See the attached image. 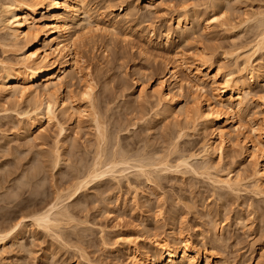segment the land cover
Segmentation results:
<instances>
[{
	"label": "rangeland",
	"instance_id": "obj_1",
	"mask_svg": "<svg viewBox=\"0 0 264 264\" xmlns=\"http://www.w3.org/2000/svg\"><path fill=\"white\" fill-rule=\"evenodd\" d=\"M6 1L0 0V5ZM86 2L98 27H104L102 18L110 11L119 14L121 4L132 12L127 23L115 30L91 32L86 36L89 39L76 45L80 73H73L63 91L64 95L72 93L81 108L89 109L81 92L86 82L90 84V107L103 123L105 141L99 142L90 118L77 113L75 123L58 116L64 128L61 133L55 122L42 121L31 130L30 120L21 113H30L32 103L0 95V234L18 222L25 227L18 240L0 243V264H133L127 246L119 239L133 241L140 252H149L154 240L166 239L171 244L173 238L187 240L197 251L196 264H264V197L256 194L250 178L244 179L252 164L234 145L223 149L220 160L210 154L213 169L208 173L199 169L204 163L200 158L190 160L191 167L151 174L150 181L131 169L91 181L66 199L67 188L92 162L98 144L104 162L108 155L118 157L113 152L124 151L128 156L154 152L157 158L167 155L168 165L173 167L178 156L197 154L202 142L211 141L212 128L185 125L181 118L162 110L154 90L165 74L164 62L175 65L179 59L194 63L204 58L209 72L236 75L232 55L251 51L260 32L255 20L264 18V0ZM195 16L200 20L192 24ZM37 18L42 21L48 15ZM206 19H211L208 28ZM185 29L189 33L181 36ZM254 59L258 72L264 50L255 53ZM19 60L17 46L0 31V62L15 64ZM262 75L247 97L250 118L258 122L264 121ZM178 77L192 84L182 71ZM163 88L177 93L166 78ZM212 89L205 85L202 97L210 98ZM190 93L182 85L178 100L183 106H191ZM28 117L35 118L31 113ZM178 127H184L185 136L172 150L169 137ZM56 150L61 159L53 166ZM227 172L229 178L238 175L242 179L234 191L214 182ZM59 191L62 206L71 217H60L53 230L36 227L31 218L52 203Z\"/></svg>",
	"mask_w": 264,
	"mask_h": 264
},
{
	"label": "bare ground",
	"instance_id": "obj_2",
	"mask_svg": "<svg viewBox=\"0 0 264 264\" xmlns=\"http://www.w3.org/2000/svg\"><path fill=\"white\" fill-rule=\"evenodd\" d=\"M4 3L0 5V31H5L12 46H17L20 60L15 64L0 62L1 97L11 98L17 102L27 100L32 103L30 106L33 109L30 113L34 115V119L28 117L29 110L21 113L22 117L25 116L30 120L31 130L39 128L41 125L38 124L42 121L47 124L55 122L61 133L64 128L61 127L58 116L75 123L76 118L73 116L77 113L90 118L99 140L100 138L102 140L99 142H103L104 132L101 127L103 123H100L101 120H98V115L96 116L97 112L90 107L92 102L90 84L86 82L81 92L89 109L81 108L72 93L64 95L63 91L65 85L72 80L73 73H80L76 53H74L76 45L84 39H89L91 32H103L102 30L106 28L115 30L121 26V23H127L132 16L131 10L123 4L119 5L117 9L119 14L113 15L110 11L109 15L102 18L104 27H98L92 20L86 0H7ZM42 14L48 15V19L39 21L37 17ZM120 14L122 15L119 16ZM214 17L211 19L217 21ZM199 20V17L195 16L191 23L196 24ZM210 20H204L206 28L210 26ZM179 21L178 18L177 25L180 24ZM255 21L261 29L258 28L260 32L251 46V51H239L232 55L234 64L237 66L236 75L231 72L221 75L218 70L209 72L210 66L205 65L208 60L204 58L194 63H186L184 59H179L175 65H172L169 60L164 62L165 74L159 79L154 90L158 103L163 107L162 110L175 118H181L179 121H183L185 125L199 124L204 128H212L214 137L210 142L208 140L202 142L197 154L178 156L173 167L168 165L167 155L157 158L156 153L152 151V153H136L133 156L126 155L124 151L123 154L111 152L118 157L108 155L106 158L108 161L104 162L103 150L98 146L101 144H98L92 162L87 166L84 165L85 171L81 170L83 173L79 176L76 174V179L73 178L75 181L67 188L69 195L66 199L69 200L75 196L91 181H97L115 173L121 174L131 169L135 170L139 177L150 181L151 174H158L171 168L191 167L189 161L200 158L204 163L199 169L208 173V170L213 169L208 161L210 154L215 153L220 160L223 149L230 148L232 145L237 146L244 158L251 161L252 169L248 177L244 179L250 178L253 189L257 191L256 194L264 197V121L258 122L250 118L248 107L251 102L247 99L252 84L259 81L261 73H264V63L258 66V72L254 71V55L259 50H264V18H257ZM43 28L48 29L47 33H44ZM188 33L189 29H185L181 36ZM46 40L48 43L44 47L42 44ZM52 58L58 62L56 63ZM179 71L186 74L192 84L180 80ZM165 78L175 86L176 95L171 90L163 88ZM182 85L190 89V107L183 106L178 100L182 93ZM205 85H209L211 89L213 87L210 98L201 95ZM127 127L125 126L123 130ZM183 129L184 127H178L173 136L169 137L168 147L172 150H176L177 140L185 136ZM57 151L54 152L56 155L53 166H56L61 159ZM229 175L230 172H227L223 178H217L214 182L220 187L234 191L242 179L238 175L229 178ZM61 195L60 191L57 192L54 196L55 200L31 218L36 227L53 230L59 225L60 217H71L68 215L70 214L68 208L62 206ZM9 229L0 234L1 244H5L10 238L18 240L19 236L25 232L21 222ZM119 240L127 246L128 257L133 264H196L198 253L188 245L187 240L177 242V238H173V243L170 244L166 239H156L152 242L154 248L149 252H140L133 241ZM115 243L117 248L118 242Z\"/></svg>",
	"mask_w": 264,
	"mask_h": 264
}]
</instances>
